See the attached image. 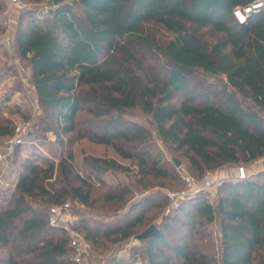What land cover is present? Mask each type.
<instances>
[{"label": "trees", "instance_id": "16d2710c", "mask_svg": "<svg viewBox=\"0 0 264 264\" xmlns=\"http://www.w3.org/2000/svg\"><path fill=\"white\" fill-rule=\"evenodd\" d=\"M253 1L60 0L55 5L53 0L43 16L22 15L16 52L31 71L47 131L63 139L78 131L84 108L98 113L105 118L101 134L81 137L135 160L141 180L175 178L157 139L199 171L197 178L205 170L263 159L264 10L244 24L234 15ZM151 23L173 34L172 40L159 45L149 37L144 27ZM202 29L218 39L208 42L199 34ZM149 52L164 57L159 74L146 65ZM87 86L103 93L84 94ZM137 107L153 129L125 119ZM14 131L1 117L0 138H12ZM85 163L87 176L80 174L72 152L57 164L35 152L21 162L14 190L0 203V247L9 252L0 264H77L68 234L50 223L51 208L69 197L88 205L92 179L100 185L102 175L122 169L114 159L90 157ZM218 195L216 207L201 193L186 200L177 210L185 217L173 218L178 227L158 228L133 250L132 261L108 264H134L138 256L146 264H264V172L225 182ZM118 197L107 194L108 201ZM218 220L217 250L207 227ZM139 224L143 215L102 236L128 239ZM75 228L91 246L101 233L87 225Z\"/></svg>", "mask_w": 264, "mask_h": 264}, {"label": "rangeland", "instance_id": "374dc122", "mask_svg": "<svg viewBox=\"0 0 264 264\" xmlns=\"http://www.w3.org/2000/svg\"><path fill=\"white\" fill-rule=\"evenodd\" d=\"M23 1L27 6L26 9L11 13L7 0H0V118L9 120L15 130L17 126L27 128V133L23 137L26 144L18 146L12 154L8 151V143L14 136L9 139L0 138V155H7L4 162L0 160V180L3 181L4 188L7 184L16 183L21 171V162L33 152L42 154L56 164L68 152H72L75 164L82 176H87L90 172V168L85 163L86 158L97 157L116 160L122 165L120 171L102 175L104 183L100 185L96 183L95 179H92V183H94L89 189L91 202L88 205H83L71 197L67 198L66 204L70 205L71 224L74 227L79 224L83 229V226L87 225L89 229H99L101 232L91 246V252L84 255L82 264H108L112 260L132 261L133 250L142 246L141 241L136 238L138 235L152 225L162 228V230L167 224L179 226V223L173 219L174 216L179 219H183L185 216L177 210L168 212L170 201L167 194L184 190L182 175H191L196 179H201L202 177L197 178L201 173L192 168L186 159L178 157L173 148L157 139V148L164 154L168 168H172L176 172L175 178L169 180L149 177L141 180L137 173L138 168L135 160L123 159L111 146L100 144L89 137H81L90 132L101 134L105 120L104 117L98 116V113H88L86 108L78 114L79 124L76 133L59 139L52 132L47 131L48 123L31 82V71L23 60L20 71L16 68L15 57L18 55L14 39L20 17L31 12H35L39 16L45 15L53 5V0ZM66 1L75 2V0ZM75 10L79 18L82 19L81 8L75 5ZM144 30L159 45H164L173 38V34L156 24H146ZM199 34L203 35L210 43L218 39V35L209 29H202ZM8 36L11 40L9 45L5 41ZM147 58L146 65L150 66L154 74H159L165 66L164 57L157 52H149ZM82 90L84 94L96 93V95H100L103 93L101 88L92 86L82 87ZM89 108L94 109L92 105ZM125 119L153 129L150 126L151 119L138 107L125 114ZM174 160L181 162L179 168L175 166ZM261 160L251 164L241 162L236 165H225L216 170H205V174L212 173L214 176L223 178L225 182L233 181L236 180L237 168L243 166L252 177L261 173ZM110 192H115L119 197L108 201L107 194ZM202 195L214 207L217 206L218 192L212 196ZM7 197L4 191L0 189V203ZM146 199H152V201L146 205L142 204V200ZM185 209L188 208L185 207ZM140 215H143L144 224L137 225L130 238L120 239L117 235L102 236L103 233L111 231L117 226H124ZM207 230L211 233V239L218 250L221 239L219 220L209 225ZM81 235L85 237L82 233ZM171 236L176 235L172 234ZM8 254V249L0 247V262L5 260ZM134 264H146V262L143 257L138 256L135 258Z\"/></svg>", "mask_w": 264, "mask_h": 264}, {"label": "built area", "instance_id": "2783aa9c", "mask_svg": "<svg viewBox=\"0 0 264 264\" xmlns=\"http://www.w3.org/2000/svg\"><path fill=\"white\" fill-rule=\"evenodd\" d=\"M7 4L11 13L23 11L27 7L23 0H7ZM262 10H264V0H254L243 8H236L234 10V15L239 23L244 24L253 14ZM5 41L9 45L11 43L10 37L8 36ZM15 62L17 64V70L20 71L22 59L16 56ZM15 131L14 137L8 143V151L11 154L18 146H24L26 144L23 137L27 133V128L24 126H17ZM6 158L7 155H0V160L2 162H4ZM260 172H264V158L261 160ZM250 175L251 174L248 173L245 167L240 166L237 168L236 179L245 180L249 178ZM182 180L185 185L184 190L169 192L167 194V198L170 201L168 212L180 209L186 200L199 193L209 196L217 194L218 190L225 183L223 178L216 175L214 176L212 173L204 174L201 179H196L191 175H182ZM15 185L16 183L7 184L6 188H4L3 181L0 180V189L4 191L5 195H8L10 191L14 190ZM69 209V204L52 207L50 211V223L52 226L62 228L66 231L69 236V246L74 252V261L77 264H82L84 255L91 252V245L86 238L81 235L80 231L71 224L72 214L69 212Z\"/></svg>", "mask_w": 264, "mask_h": 264}, {"label": "water", "instance_id": "95a60500", "mask_svg": "<svg viewBox=\"0 0 264 264\" xmlns=\"http://www.w3.org/2000/svg\"><path fill=\"white\" fill-rule=\"evenodd\" d=\"M60 2V0H54V4H58ZM174 164L177 168H179L181 166V162L178 161V160H174ZM159 229L158 227L152 225L151 227H149L147 230H145L143 233H141L140 235H138L136 238L139 240V241H142V240H146V239H149L151 237H154L157 235Z\"/></svg>", "mask_w": 264, "mask_h": 264}]
</instances>
